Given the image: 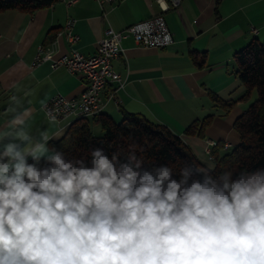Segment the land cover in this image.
<instances>
[{
	"label": "clouds",
	"instance_id": "obj_1",
	"mask_svg": "<svg viewBox=\"0 0 264 264\" xmlns=\"http://www.w3.org/2000/svg\"><path fill=\"white\" fill-rule=\"evenodd\" d=\"M11 101L0 123V264H264V167L217 172L201 157L176 168L134 143L69 154Z\"/></svg>",
	"mask_w": 264,
	"mask_h": 264
},
{
	"label": "crops",
	"instance_id": "obj_2",
	"mask_svg": "<svg viewBox=\"0 0 264 264\" xmlns=\"http://www.w3.org/2000/svg\"><path fill=\"white\" fill-rule=\"evenodd\" d=\"M158 13L155 0H52L31 11L0 10V123L9 118L13 96L21 100V110H32L29 130L57 137L50 141L62 137L76 120L70 116L49 120L42 104L57 93L79 97L87 82L84 75L65 67L51 68L48 62L31 66L41 44L55 56L70 50L59 33L68 18L78 36L72 46L88 56L95 53L107 27L120 31ZM162 14L173 42L157 49L140 46L131 36L122 39L123 51L113 60L122 87L115 97L110 95L116 84L103 89L100 113L117 122L129 112L161 123L181 136L202 163L201 157L210 158L209 141L226 150L239 140L233 122L251 99L236 100L224 109L210 95L235 100L243 94L233 55L253 37L264 41V0H181L177 9ZM251 27L257 29L256 35ZM208 115L213 117L203 135L184 133L189 124ZM88 119L93 133L100 134L96 119Z\"/></svg>",
	"mask_w": 264,
	"mask_h": 264
},
{
	"label": "trees",
	"instance_id": "obj_3",
	"mask_svg": "<svg viewBox=\"0 0 264 264\" xmlns=\"http://www.w3.org/2000/svg\"><path fill=\"white\" fill-rule=\"evenodd\" d=\"M51 2L52 0H0V10L31 11L48 6ZM233 63L235 74L244 85L243 94L235 100H222L211 94L212 102L225 109L236 100L248 101L254 96L244 112L233 122V128L239 136L237 144L226 150L222 149L221 143L212 147L211 154L217 172L224 169L264 167V41L253 37L234 53ZM212 117L213 115H208L192 122L184 133L203 135ZM92 118L99 124L100 134L93 133L88 118H79L69 125L62 137L50 141V145L63 146L69 154L86 155L92 147L102 146L111 152L116 145L128 146L134 143L138 154L149 162H166L176 168L185 161L200 164L181 136L161 123L129 112H124L122 120L118 122L101 113Z\"/></svg>",
	"mask_w": 264,
	"mask_h": 264
},
{
	"label": "built area",
	"instance_id": "obj_4",
	"mask_svg": "<svg viewBox=\"0 0 264 264\" xmlns=\"http://www.w3.org/2000/svg\"><path fill=\"white\" fill-rule=\"evenodd\" d=\"M155 1L160 8V13L135 22L120 31L107 27L92 55L86 56L72 46L77 42L78 36L72 31L73 20L71 18L64 22L59 32L65 36L70 46L68 52L55 56L46 46L42 44L38 46L31 66L48 62L51 68L65 67L71 73L80 72L87 81L79 97H66L57 93L42 104L43 112L49 120L59 121L68 116L73 119L97 116L102 108L101 94L107 85L116 84L110 95V97H115L116 91L122 87L123 79L114 69L113 60L118 58L123 51L122 39L131 36L136 44L157 49L171 45L172 33L162 13L169 9H177L181 0ZM250 32L256 35L257 29L251 27ZM208 144L212 146L213 142L210 141ZM207 153L210 154V150Z\"/></svg>",
	"mask_w": 264,
	"mask_h": 264
},
{
	"label": "rangeland",
	"instance_id": "obj_5",
	"mask_svg": "<svg viewBox=\"0 0 264 264\" xmlns=\"http://www.w3.org/2000/svg\"><path fill=\"white\" fill-rule=\"evenodd\" d=\"M252 100H253V97L251 98V101H252ZM209 142H210V141H209ZM209 142H208V143H209ZM213 146H215L214 143H213L212 146H209V144H208V146H207V148H206L207 151L210 150V154H209V156H211V157H210L211 159H213V156H212V154H211V153H212V147H213ZM199 163H200V162H199Z\"/></svg>",
	"mask_w": 264,
	"mask_h": 264
}]
</instances>
